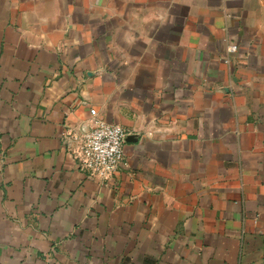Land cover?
Instances as JSON below:
<instances>
[{
  "label": "crops",
  "instance_id": "1",
  "mask_svg": "<svg viewBox=\"0 0 264 264\" xmlns=\"http://www.w3.org/2000/svg\"><path fill=\"white\" fill-rule=\"evenodd\" d=\"M0 264H264V0H0Z\"/></svg>",
  "mask_w": 264,
  "mask_h": 264
},
{
  "label": "built area",
  "instance_id": "2",
  "mask_svg": "<svg viewBox=\"0 0 264 264\" xmlns=\"http://www.w3.org/2000/svg\"><path fill=\"white\" fill-rule=\"evenodd\" d=\"M236 43L227 45L226 50L233 52ZM91 125L81 135L76 152L79 167L91 176L106 178L117 168L123 158L125 130L120 124L109 123L95 115L90 109Z\"/></svg>",
  "mask_w": 264,
  "mask_h": 264
}]
</instances>
